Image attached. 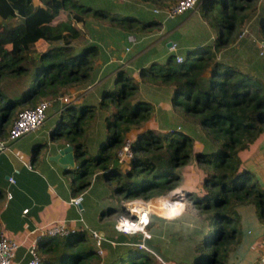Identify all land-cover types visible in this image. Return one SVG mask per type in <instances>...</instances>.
I'll return each mask as SVG.
<instances>
[{
    "label": "trees",
    "instance_id": "obj_1",
    "mask_svg": "<svg viewBox=\"0 0 264 264\" xmlns=\"http://www.w3.org/2000/svg\"><path fill=\"white\" fill-rule=\"evenodd\" d=\"M133 1L167 9L177 0ZM261 2L201 0L200 14L217 30L211 44L187 49L181 62L171 53L132 74L118 67L112 80L99 85L96 104L63 105L52 131L73 147L78 160L70 176L73 195L83 191L94 176L116 198L150 199L147 203L167 217L174 210L177 215L184 202L176 192L172 200L159 197L181 189L186 206L179 216L190 223L189 264H258L264 255V187L245 163L258 145L264 146V78L259 77L264 73V60L262 69L253 73L216 59L220 49L236 42ZM18 20L23 32L8 49L0 42V82L24 81L18 99L8 98L0 89L4 100L0 131L5 137L17 112L42 101L51 105L70 91L86 90L94 83L98 47L74 42L88 32L89 22L125 37L151 32L158 25L152 19L141 20L83 0H42V6L29 0H0V26L8 29ZM253 31L258 41H264V9L258 13ZM38 41L48 47L37 48ZM141 84L169 89L164 107L194 122L203 139H193L194 128H155L154 106L141 99ZM96 111L102 116L103 138L90 152L86 140ZM125 142L129 157H120ZM185 168L194 177H187ZM153 217L149 215V225ZM149 228L144 243L159 251ZM103 236L115 245L102 241L101 257L79 227L63 236H39L36 264H163L134 245L139 235Z\"/></svg>",
    "mask_w": 264,
    "mask_h": 264
},
{
    "label": "crops",
    "instance_id": "obj_2",
    "mask_svg": "<svg viewBox=\"0 0 264 264\" xmlns=\"http://www.w3.org/2000/svg\"><path fill=\"white\" fill-rule=\"evenodd\" d=\"M38 1L37 5L31 4L42 6V0ZM83 1L95 7L119 10L112 4V0ZM193 11L169 18L165 9H156L145 3L133 2L131 11L126 13L145 21L154 19L158 24L153 30L155 38L149 43H144L145 37H143L149 34L132 36L133 42L128 43L127 37L122 33L111 32L105 27H99L95 21L89 22L87 30L90 41L87 44L93 43L98 47L97 73L94 83L86 90H75L66 94L69 99L68 103L75 106L83 103L96 104L99 99L97 92L99 85L105 80H112L114 71L118 67L132 74L151 61H163L171 53L175 56H182L189 48L211 44L217 33L216 28L214 30L210 27L212 24L200 14L198 9ZM105 29H107L106 32ZM248 30L247 21L234 45L220 50L216 54V59L237 67H240L243 61H249L254 67L255 63L253 64L249 56L248 47L253 46L257 56H261L264 50L260 48V45L264 44V41H258ZM22 32L20 20L17 21V25L8 29L0 26V42L8 49L13 38ZM104 32L111 34L107 36ZM166 43L175 44V50L171 51L169 49L171 44L167 46ZM36 47L45 49L48 45L38 41ZM242 71L253 72L247 67L242 68ZM10 82L11 87L4 90L3 84ZM23 82V78L4 79L0 82V89L8 98L18 99L24 90ZM141 86L148 92L160 90L164 98L170 95L169 89L166 88L157 89L141 84L140 89ZM3 102L1 98L0 104ZM63 105L57 99V102L47 108L45 120L37 130L8 142L6 147L0 150V190L2 191L0 230L18 244L14 264H22L27 259L26 248L32 240L45 235L46 229L63 221L68 224L69 228H76L80 225L78 221L80 219L85 225L102 235L116 237L119 234L112 229V220H105L110 215L117 214L114 210L116 197L110 193L107 185L102 180L94 179L93 176L90 184L78 193L82 196V200L80 207H75L69 203V199L78 194L73 195L70 179H67L65 175L70 174L71 176L76 168V161L73 168L63 170L49 158L57 148L66 145L61 136L52 135L57 115ZM4 138V134L0 131V139ZM102 138V116L96 111L94 124L89 129L86 140L90 152L95 150L98 141ZM26 164H29L30 168L26 167ZM8 177H12L14 182H8ZM6 193H9V198H6ZM23 209H26L25 213H22ZM179 215L174 217L154 215L153 222L148 226V228L151 227L149 229L152 230L153 242H156L159 251L156 246V250L149 249L163 264H189L191 261V243L187 241L190 235V223ZM260 257L264 261V255Z\"/></svg>",
    "mask_w": 264,
    "mask_h": 264
},
{
    "label": "built area",
    "instance_id": "obj_3",
    "mask_svg": "<svg viewBox=\"0 0 264 264\" xmlns=\"http://www.w3.org/2000/svg\"><path fill=\"white\" fill-rule=\"evenodd\" d=\"M200 1L201 0H177L169 8L165 9L166 15L169 18H173L185 12H191L196 9ZM127 42L132 43L133 37L128 36ZM260 48L264 50V44H261ZM127 49L128 48H126V50ZM169 49L171 51L175 50V45L171 44ZM181 60H182L181 56H176V62H181ZM58 100L64 105L69 102L67 95H63L59 97ZM49 106H50L49 101H42L32 108L23 109L17 112L15 119L11 123V126L8 130L6 137L4 139H0V150H3L8 142L15 141L18 138L37 130L43 124L45 120V111ZM118 155L120 157L123 156L129 157L128 142L124 143ZM26 167L30 168V165L26 164ZM7 180L10 183L14 182L12 177H8ZM174 190L176 191L177 197L182 198L184 202V204H182L180 211L177 214L179 215L184 211L186 206L185 193L181 189H174ZM9 197H10L9 193H6V198ZM81 200H82V196L78 194L76 196L71 197L69 199V203L75 207H78L80 205ZM149 200L147 201L141 199L123 200L121 205L122 211L115 215L114 219L112 220L111 226L116 233L122 235H135V234L139 235L140 239L134 245L138 249H143L147 252L152 253V251L145 245L144 239L149 237L147 227L149 225V215L153 214V212L148 211L146 209L144 210L135 209V206L137 205L138 201H140L142 204H145ZM25 212L26 209H23L22 213ZM78 221H80L79 229L85 231V233L93 241L95 253L97 256L100 257L102 256V248H101L102 241H107L111 246L115 245V242L106 240L105 237L97 230L88 227L80 219ZM70 229L71 228H69L68 224L63 221L46 229L45 235L63 236L66 235ZM37 238L32 240L26 248V255L28 257L26 264H36L38 261V257L36 254ZM17 247L18 244L13 239L7 237L4 234V232L0 230V264H14L13 260L15 257V251Z\"/></svg>",
    "mask_w": 264,
    "mask_h": 264
},
{
    "label": "rangeland",
    "instance_id": "obj_4",
    "mask_svg": "<svg viewBox=\"0 0 264 264\" xmlns=\"http://www.w3.org/2000/svg\"><path fill=\"white\" fill-rule=\"evenodd\" d=\"M30 3L37 5V3L39 2L38 0H29ZM112 4L115 6L116 9H119L122 12H127V11H131V7H132V3L136 2L133 0H112ZM139 3V2H136ZM143 4V3H142ZM136 8H138L139 6H135ZM140 8V7H139ZM198 8L196 7L195 10H197ZM264 9V0H262V2L259 4V6H257L256 10L254 12H252L250 14V17L248 18V27H249V32L254 34V26H255V20L257 19L258 13L261 12ZM146 9H144L145 11ZM194 12V11H192ZM154 20V19H152ZM251 22V23H250ZM210 27H212L215 30V27L213 25H210ZM154 28H152L151 32L145 33L149 34L148 39L147 36H143L145 37V42L144 43H149V42H153L154 37ZM107 29H105L106 32ZM110 35L109 33H105ZM89 32H84V34L80 35L76 40H74V42L76 44H87L90 41V37L88 35ZM143 34V33H141ZM88 35V36H87ZM247 35V34H246ZM249 36V35H248ZM239 38V37H238ZM238 40V39H237ZM236 40V41H237ZM234 45V44H233ZM230 47V46H228ZM228 47H224V48H228ZM222 48V49H224ZM220 49V50H222ZM219 50V51H220ZM218 51V52H219ZM217 52V53H218ZM248 52H249V56L252 58V62L254 64L251 65V63L249 61H243L242 65H240V67H238L239 69L242 70V68L247 67V69H251L253 71V73H256L257 71H260V67L263 66L262 61L264 60L263 56H257V53L254 51V47L253 46H249L248 47ZM216 53V54H217ZM257 56V58L255 57ZM250 57H248L250 59ZM239 64V63H238ZM237 67V66H236ZM262 69V67H261ZM259 77L264 78V73L260 72ZM11 87V82L10 83H4L3 84V88L4 90H8ZM142 88L140 89L139 95L141 97V99L148 101L149 103H151L154 106V113L152 115V119L153 122L155 123V128L161 130L166 128L169 125H180L183 129H190L192 130V128L197 129L195 126V123L192 121H185L182 118H179L177 116V114H175V112L172 110V108L170 107H164L165 103L167 102V98H164L163 93H161V91L159 90H155V92H148L145 91L143 89V86H141ZM167 97V96H166ZM169 105V104H168ZM179 120V122L177 121ZM194 140H199V139H203L202 134L199 133L198 129H197V133L190 134ZM78 163V160H76V164ZM246 165L253 169L254 172L256 173V175L258 176L262 186H264V146L259 145L249 156L248 160L245 162ZM183 173L187 176V177H194L192 171L190 168H185V170L183 171ZM65 177L67 179H70V174H66ZM192 179V178H191ZM194 180H192L193 183ZM164 197V196H162ZM159 197V198H162ZM155 199V198H154ZM157 199V198H156ZM122 201L123 199L120 197L115 198V205H114V210L116 213H120L121 210V205H122ZM137 204H142L141 202H137ZM146 206L153 211V215H160L163 217H166L164 215H162L161 213H159L154 206L152 205V203H146ZM116 214L110 215L109 217H107L105 220H113ZM261 260V261H260ZM258 264H264V261L262 259H259V263Z\"/></svg>",
    "mask_w": 264,
    "mask_h": 264
},
{
    "label": "water",
    "instance_id": "obj_5",
    "mask_svg": "<svg viewBox=\"0 0 264 264\" xmlns=\"http://www.w3.org/2000/svg\"><path fill=\"white\" fill-rule=\"evenodd\" d=\"M171 43H166L169 46ZM50 160L56 163L63 170H68V168H73L76 158L73 155V147L66 144L60 148H57L53 154L49 156ZM176 192L175 190L170 191L167 194H172ZM152 199V198H151ZM80 207V205L78 206Z\"/></svg>",
    "mask_w": 264,
    "mask_h": 264
},
{
    "label": "bare ground",
    "instance_id": "obj_6",
    "mask_svg": "<svg viewBox=\"0 0 264 264\" xmlns=\"http://www.w3.org/2000/svg\"><path fill=\"white\" fill-rule=\"evenodd\" d=\"M164 197H170V199L172 200V194H168V195H166V196H164ZM163 198V197H162ZM156 199V198H155ZM157 199H159V198H157ZM138 202H140V201H138ZM171 204V203H170ZM172 205V204H171ZM164 206H168L169 207V202H165V204H164ZM174 207V206H173ZM135 209L136 210H141V209H146V210H148V211H151L147 206H146V203L145 204H137L136 206H135ZM151 212H153V211H151ZM154 213V212H153ZM175 215V210H174V212L172 213V214H170L169 216H167V217H173Z\"/></svg>",
    "mask_w": 264,
    "mask_h": 264
}]
</instances>
